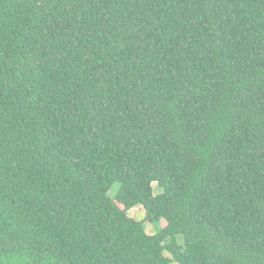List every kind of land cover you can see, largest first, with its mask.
Segmentation results:
<instances>
[{
  "label": "trees",
  "instance_id": "trees-1",
  "mask_svg": "<svg viewBox=\"0 0 264 264\" xmlns=\"http://www.w3.org/2000/svg\"><path fill=\"white\" fill-rule=\"evenodd\" d=\"M162 251L264 264V0H0V256Z\"/></svg>",
  "mask_w": 264,
  "mask_h": 264
},
{
  "label": "clouds",
  "instance_id": "clouds-1",
  "mask_svg": "<svg viewBox=\"0 0 264 264\" xmlns=\"http://www.w3.org/2000/svg\"><path fill=\"white\" fill-rule=\"evenodd\" d=\"M153 185H155V183H153ZM119 185L117 183H113L112 185V189L108 192L105 193V195H107L109 198L111 197V195L113 194V192L115 191L116 188H118ZM162 192V188H157L156 189V193L155 194H159ZM158 224H157V228H158ZM175 239V243L176 245H180L182 247V240H181V237L180 236H175L174 237ZM167 239L162 242V243H167ZM183 250V249H182ZM161 255L168 260V264H175V261H172L169 257H168V254L165 253V252H161ZM27 257H23V258H17L16 256H10L7 260L3 257V256H0V264H26V261H27Z\"/></svg>",
  "mask_w": 264,
  "mask_h": 264
},
{
  "label": "rangeland",
  "instance_id": "rangeland-1",
  "mask_svg": "<svg viewBox=\"0 0 264 264\" xmlns=\"http://www.w3.org/2000/svg\"><path fill=\"white\" fill-rule=\"evenodd\" d=\"M157 188H158V186L156 184L153 185L154 194L156 193ZM128 215L136 221L143 222L145 212L142 209L141 205H136L135 207H133L132 209L129 210ZM157 224L160 225L161 227H163L165 225V220L161 219L159 222H157ZM157 224L144 223L145 232L148 235H153V234L157 233V230H158Z\"/></svg>",
  "mask_w": 264,
  "mask_h": 264
}]
</instances>
